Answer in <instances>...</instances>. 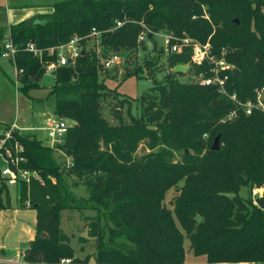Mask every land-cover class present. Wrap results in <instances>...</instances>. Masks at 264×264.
Listing matches in <instances>:
<instances>
[{
	"label": "trees",
	"instance_id": "1",
	"mask_svg": "<svg viewBox=\"0 0 264 264\" xmlns=\"http://www.w3.org/2000/svg\"><path fill=\"white\" fill-rule=\"evenodd\" d=\"M50 6L49 14L0 25V55L10 31L19 50L16 65L23 70L18 91L30 99L58 55L45 53L40 60L25 50L27 44L46 50L82 37L84 47L74 63L52 72L47 98H54V116L69 123L64 142L50 147L32 131L12 132V143L25 148L21 166L42 178L17 188L19 203L29 200L36 211L35 236L23 248L26 260L185 264L191 252L206 264H264V113L247 115L231 99L255 101L264 89V0H61ZM144 26L150 40L164 32L210 43L213 55L233 66L222 73L228 75L227 94L202 84L213 66L192 63L191 46L164 58V47L154 43L156 58L144 61L150 77L162 66L189 64L195 77L182 82L168 71L163 81L152 79L153 86L139 98L141 114L130 115L129 122L117 115L118 123L111 124L104 116L107 98L116 99L119 108L130 99L107 86L116 76L104 68L102 57L144 50L145 42L138 41ZM93 29L102 34L101 53L86 39ZM142 72L136 67L122 81L143 78ZM236 110L237 117L224 121ZM218 135L220 149L213 151ZM141 146L147 152L140 155ZM79 184L87 197L75 194ZM243 188L249 190L247 198L241 196ZM255 188L262 190L258 206ZM11 203L0 182V212ZM65 210L95 213L85 217L88 236L95 240V252L86 258L76 254L61 227Z\"/></svg>",
	"mask_w": 264,
	"mask_h": 264
},
{
	"label": "rangeland",
	"instance_id": "2",
	"mask_svg": "<svg viewBox=\"0 0 264 264\" xmlns=\"http://www.w3.org/2000/svg\"><path fill=\"white\" fill-rule=\"evenodd\" d=\"M43 1L58 2L61 0H0V7L8 10L7 16L10 15L8 23H13L16 22V19H13L14 17L10 14L11 10H15V8L19 10V8L33 6L38 2L40 4ZM1 24H7L5 12L3 11H0ZM154 43L159 49L165 47V37L163 35H155L154 40L147 38L144 50L120 52L124 53V55L119 54L122 63L111 70L116 79H108L106 84L110 89L116 88L121 97H127L130 101L122 108H119L116 106V99L107 98L104 104V116L111 124L118 123L117 115H120L123 121L129 122L130 115L138 117L141 114L139 98L153 86L152 79L161 82L168 71L182 82L189 81L195 77V71L191 64L177 65L171 69L162 66L161 71H157L153 78L150 77L145 69L144 61L145 59L153 60L156 58L158 53L154 51ZM164 58L159 63L160 65L165 63ZM2 62L6 63L0 56V64L4 67L3 71L0 70V127L16 125L17 129L32 131L38 139L45 142V133L40 131V129L45 127L50 119L54 118V98H47L50 88L54 84L53 73L48 71L44 75L40 81V88L30 91L29 95L32 98L30 99L24 93L18 91L15 84L14 69L12 70V67L8 64L3 65ZM139 66L144 68V72L141 73L144 76L143 78L131 76L122 81L127 73H132ZM146 152L145 147L141 146L139 154ZM68 162H71L70 159H68ZM3 165L4 163L0 159V166ZM73 190L77 197H87L86 189L81 184L74 185ZM172 195L173 191L168 194L167 200ZM241 196L247 198L249 190L243 188ZM94 214L93 211L89 210H65L62 212L61 227L71 238V244L76 250V254L82 258H86L95 252V240L88 236L87 222L85 220L86 216ZM35 222L36 211L27 208L25 204L19 203L18 189L13 187L11 207L6 211L0 212V249L13 256L18 250L26 247L27 242L31 240L30 238L33 239L35 236ZM188 246L189 243L186 242V247ZM185 264H206V261L204 257H195L191 252H188Z\"/></svg>",
	"mask_w": 264,
	"mask_h": 264
},
{
	"label": "built area",
	"instance_id": "3",
	"mask_svg": "<svg viewBox=\"0 0 264 264\" xmlns=\"http://www.w3.org/2000/svg\"><path fill=\"white\" fill-rule=\"evenodd\" d=\"M122 26L121 22H117V27ZM145 30L140 34L138 41L145 42L148 38L149 30L144 26ZM156 35H163L165 37L164 57H167L173 53H179L185 46H191L192 48V63L201 65L208 61L212 64V76L209 78H202L203 85H217L221 92L227 94L226 83L228 81V75L223 72H227L232 69L233 66L229 64L224 58L217 59L212 53L210 43L202 44L191 38H184L177 40L172 34L160 32ZM90 39L92 45L96 48L98 53L102 50V34L101 32L93 29L91 34L86 38ZM82 37H74L70 42L60 45L58 47H52L46 50L38 48L34 43H29L26 46V51L32 53L35 57L42 60L44 54L47 53L49 56L58 55L57 62H53L47 66V72H53L58 66H67L76 61V59L84 52L82 46ZM172 41H176L172 44ZM19 50L13 43L11 32L8 31L5 41L3 43L1 58L11 63L14 69L15 84L18 88L20 85V78L23 74V70L18 69L16 65V57ZM102 65L105 69H113L122 63L121 56L119 54H111L107 57H102ZM231 99L242 109L245 114L251 115L254 110H260L264 113V89L257 91V98L255 101H249L242 103L237 100L236 96H231ZM237 110L230 113L224 121L231 120L237 117ZM69 128V123L66 120H56V117L50 119L43 130L46 133V144L50 147H56L64 142V137ZM17 129L15 125L7 131L0 130V159L4 165L0 166V182L5 185L9 190L12 197V188H18V186L25 182L30 183L32 179L42 181V178L38 173L27 170L21 166L22 163L26 162L24 156L25 148L18 142L12 143L13 130ZM253 201L254 205L258 206L257 198L261 196V189H253ZM19 199V195H18ZM25 205L27 208H31L30 201H26ZM72 260L64 258L60 264H71ZM0 264H34L26 260V253L24 249L18 250L13 256L8 253L0 255Z\"/></svg>",
	"mask_w": 264,
	"mask_h": 264
},
{
	"label": "crops",
	"instance_id": "4",
	"mask_svg": "<svg viewBox=\"0 0 264 264\" xmlns=\"http://www.w3.org/2000/svg\"><path fill=\"white\" fill-rule=\"evenodd\" d=\"M38 3L33 5V6H26V8H19V10H17L16 8H15V10H11L10 14L12 15V17H14L13 19H16L15 20L16 22H13V23H8V18L10 15L7 16L8 10L4 8L3 12H5V18L7 21V25L8 24L9 25L16 24V23H19V22L24 21V20H28V19H30L34 16H37V15H40V14H49L53 11V8L50 6L51 3H53V2L43 1L40 4H38ZM17 12H20V13H17ZM2 63H3V65L8 64L10 67H12L11 63L8 61H6V63H4V62H2ZM3 68L4 67L0 64V70L1 71H3ZM12 70H13V67H12ZM11 126H13V125H11ZM40 131H43L45 133L43 128H41ZM44 139H46V133L44 135ZM45 143H46V141H45ZM30 239L32 240V238H30Z\"/></svg>",
	"mask_w": 264,
	"mask_h": 264
},
{
	"label": "water",
	"instance_id": "5",
	"mask_svg": "<svg viewBox=\"0 0 264 264\" xmlns=\"http://www.w3.org/2000/svg\"><path fill=\"white\" fill-rule=\"evenodd\" d=\"M235 22L238 23V20H235ZM235 73L237 74L238 71L235 70ZM56 120L58 121V120H60V118H59V117H56ZM220 140H221V136L218 135V136L215 138V140H214V142H213V145H212V150H213V151H218V150L220 149ZM43 237H46V234H43ZM89 264H97L95 258L92 257V258L90 259Z\"/></svg>",
	"mask_w": 264,
	"mask_h": 264
}]
</instances>
